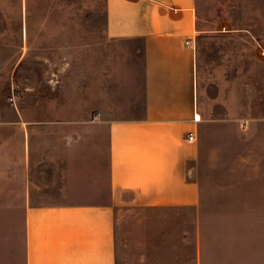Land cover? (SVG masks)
Segmentation results:
<instances>
[{
  "label": "crops",
  "instance_id": "0c3cea01",
  "mask_svg": "<svg viewBox=\"0 0 264 264\" xmlns=\"http://www.w3.org/2000/svg\"><path fill=\"white\" fill-rule=\"evenodd\" d=\"M103 13L106 38L128 41L120 43L123 56L141 61L142 106L132 118L105 123H45L47 130L65 128L62 139L47 138L54 154L46 162L56 165L55 185L65 195L59 203L37 198L46 188L38 119L20 120L23 106L15 105V123L0 121V130L17 131L1 144L14 153L19 201L2 208L23 211V264H262L263 250H229L227 237L210 236L200 216L202 188L190 172L199 164L205 122L193 45L196 0H103ZM0 66L6 82L1 52ZM189 132L194 142L186 141ZM120 216L130 226L125 235Z\"/></svg>",
  "mask_w": 264,
  "mask_h": 264
},
{
  "label": "rangeland",
  "instance_id": "374dc122",
  "mask_svg": "<svg viewBox=\"0 0 264 264\" xmlns=\"http://www.w3.org/2000/svg\"><path fill=\"white\" fill-rule=\"evenodd\" d=\"M196 8L193 45L205 122L198 128L199 164L190 172L202 188L200 216L210 236L227 237L229 250L248 254L257 246L264 253V0H196ZM122 42L128 41L105 36L103 0H0V52L7 61L0 121L15 123V105L23 106L20 120L39 121L46 187L40 203L65 200L55 185L56 165L46 162L54 154L47 138L62 139L65 128L47 130L48 120L105 123L140 111L141 61L125 58ZM16 132L11 125L0 130V264H23V211L2 208L19 201L14 153L1 144ZM129 227L120 216V235Z\"/></svg>",
  "mask_w": 264,
  "mask_h": 264
},
{
  "label": "built area",
  "instance_id": "2783aa9c",
  "mask_svg": "<svg viewBox=\"0 0 264 264\" xmlns=\"http://www.w3.org/2000/svg\"><path fill=\"white\" fill-rule=\"evenodd\" d=\"M196 140V133L195 132H189L186 135V141L188 142H194Z\"/></svg>",
  "mask_w": 264,
  "mask_h": 264
}]
</instances>
